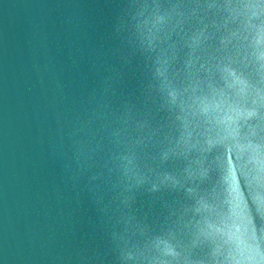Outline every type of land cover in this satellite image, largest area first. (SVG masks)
<instances>
[{"label": "water", "instance_id": "obj_1", "mask_svg": "<svg viewBox=\"0 0 264 264\" xmlns=\"http://www.w3.org/2000/svg\"><path fill=\"white\" fill-rule=\"evenodd\" d=\"M0 264H264V0H0Z\"/></svg>", "mask_w": 264, "mask_h": 264}]
</instances>
